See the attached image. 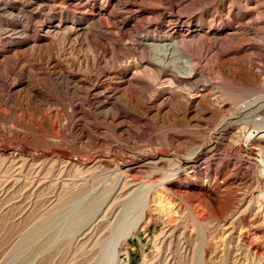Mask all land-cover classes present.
<instances>
[{"label": "bare ground", "instance_id": "1", "mask_svg": "<svg viewBox=\"0 0 264 264\" xmlns=\"http://www.w3.org/2000/svg\"><path fill=\"white\" fill-rule=\"evenodd\" d=\"M20 1L26 3L29 8L43 13V19H45L44 21L46 23H43L41 26L42 34L40 37L42 39H48L49 37H51V39L55 38L58 42L59 50L57 51L59 52L54 55L49 54L51 51L50 49H52L50 48V44H52L51 39L48 45L45 46V50H41V47L37 46V44L33 45L31 50L34 51H32L33 53L31 55L38 64H30L33 63L32 60L29 58H27L29 59L27 60L18 51L14 52V50L11 52L10 43L12 39L9 37L4 38V35L13 34V32H15L14 35L20 36L21 38L23 37L22 39L28 37L29 32L26 27L27 25H22L21 28H16L12 25L0 26V103L8 104L12 100L18 101L23 97V94H25L26 99L23 97V99L26 100L25 102H27L25 106L28 107L29 111H32L31 116L26 114L29 117H23V119H18V122H16L17 124L19 123V126L23 127L25 133L18 134L11 132L7 135H0V174L2 171L4 173L3 165H1L2 161L10 160L12 162L24 158L26 154H32V157H34L33 155L39 153L41 154L39 160L42 158L55 160L59 157L61 160V162H59L61 164L60 169L64 171L69 161L68 156L74 153L78 142H82L83 147L81 150L84 154H87L90 147L98 148L107 143V139H105L106 137L103 135L104 133L101 132L102 130H110V132L114 134L119 133V138L125 135L127 136L128 133H135L134 135H137L140 133L139 131H141L139 124H142L143 121L147 122L149 116L154 120L160 117H162V119L165 118L162 126L159 124V130L163 133L162 136H160V146H164V148L168 147L172 156H178L176 160L169 158L167 169L165 167V169L163 167L156 169L154 172L155 174H151V178L145 181H138L132 174L134 175L135 172L144 169L146 165H141L139 167H132L131 165L122 166L121 163L123 159L120 158L115 159L113 164H105L106 166H103L104 163L102 162V164L98 158L94 159L90 166L82 163L78 165L72 162L74 164L71 169L73 175L69 173L70 176H67L65 173H61V185L65 187L64 189L62 187L61 190H65V192L59 196L55 202L51 200L54 203L53 206L49 207L50 209L47 207L45 208V206L42 208L43 204L41 205V199L37 198L35 202L32 200V208L36 206L42 210L45 208L46 211H43L44 214L49 213V217L47 216V218H42L41 215V218H39V221L37 220L38 222L35 224L36 230L32 229L34 233L31 234V238L36 239L38 243L43 242L42 244L45 245L43 248L41 244L39 248H48L46 245L49 246L48 243L50 242L49 240L47 241L48 243L45 242L42 237V234H45V232L47 233V230L51 227L49 226V228H46L44 224H47L49 221L51 222L48 223L49 225L52 224V226H55L58 220V214L64 213L67 218L66 224L72 226L75 234L78 233L79 235H83L86 239L90 238V240L93 241L92 243H96L98 240L96 245L98 248L96 264H116L119 257L117 252L119 242L132 235L133 231H136L138 228H136V226L139 219L143 221V219L148 218L149 214H151V210H157L158 212L162 211L163 207L158 197L159 188L163 189L162 193L165 189L170 191L172 188L174 194L182 190H200L201 192L197 191V193L193 191L196 194L193 197L198 199L197 201L202 207L205 202H203L204 197H209V195L217 193L222 189L221 185L217 184L218 182L211 181V179L208 182L206 177L209 175H225L229 178L232 177L234 172V169H231L227 174H222V171H218L214 165H210L208 168L205 167L214 150L211 149L206 152L202 150V147L210 142L214 143V145H212L214 146L213 148L221 146L220 139L218 138L213 141L208 138L204 143H199V141L194 147L191 146L192 148L190 150L187 149L188 151L185 153L182 149L178 148V146H183L181 140L184 139H181L180 136L176 134L179 133V131L174 129L183 128L184 126L187 129L186 126L194 124L195 122H193V120L199 117L202 111L209 113V129H219L225 123L223 130H221L222 132H230L235 127L237 128L236 130H239V133L242 134L245 133L247 128L252 127V132H249V136L253 137L252 142L264 148V83L258 78L256 73L254 74L250 71V66L255 59L253 57H261L264 53V0H203V3L201 2L202 9L205 12H209L215 7V15H208L207 13L201 15H185L181 12L179 7L172 3V0H167V3H162L163 0H140L141 4L148 2L147 4L153 7V10L147 9L150 12H147L148 15L152 17L155 14L158 17V27L157 29L154 28L155 30L153 31H149L152 30L151 28H148V31H143L144 29L142 30V28L144 26L141 28V25L137 22L139 19L131 25V23H128V20L123 18V16H125L124 14L128 15L136 9H134L130 0ZM97 6L100 7L99 10H95ZM162 6L164 7L160 8ZM16 15L17 16L14 17H17L18 20L19 15ZM11 16L12 14L10 17ZM53 19H57L56 23H52ZM21 24H23V21ZM110 28L113 33L109 35L108 32ZM125 33L129 42L128 48H132L130 50L128 49V51L134 54V50H140L145 53L148 58L143 64H134L132 62L134 65L119 67L117 73L112 72V70H108L109 72L102 71V75L104 74V77H107L109 82L101 83L100 81H96L94 85L90 86V69H92L90 66V57H88L89 59L87 58V61L84 57V60L81 58L85 61V63L83 62L84 65L79 62L81 59L77 56L79 52L76 53L77 50L75 51L76 44L81 41L90 47V38L93 37L95 39L93 43L100 46L102 54L109 52L111 59L119 61L122 59L121 52L123 51L121 39ZM68 43H70L69 49ZM42 48L44 49V47ZM48 48H50V51ZM87 50H90V48H87ZM140 53L134 55L138 56L141 60ZM98 58L99 55L95 57L94 63L98 61ZM210 59H214V63L211 61L214 67L213 70H215L216 74H219V76L211 80L207 78L208 80L206 82L212 85H225L227 93L223 90L213 93L215 87L212 89L209 84L207 86L205 81H202V78H204L205 74L208 72L205 73L204 68L207 65L204 64L210 62L208 61ZM93 66L94 68L96 67L94 64ZM81 69L84 71L82 70L83 73L79 74ZM129 73L131 74L127 76ZM23 75H27L30 78L32 85L30 83H28L27 86L19 84V87L22 88L23 86V88L14 89L12 86L15 79ZM207 76H205V79ZM213 76L215 77V75ZM219 77H221V79ZM162 79L166 80L160 83L162 86L160 89H156V85H158V82ZM196 79H201V82ZM196 81H198V84H196ZM190 83H194L193 86H191ZM173 84H186L188 87L186 86L187 88H185L184 86L185 89L181 92L178 91ZM163 85L166 87H163ZM22 90L24 91L23 94ZM231 90L250 95V97L255 96L256 98L245 103L243 102V106L238 109L239 114L236 118L227 122L222 116L230 112L232 107H230L231 105L228 106L224 99L230 95L229 93L232 92ZM158 94H162L164 98L157 101V108H155L156 110L153 109L154 113H152L151 106L147 103V98L148 95H153L154 97ZM99 100H104L105 103L100 104ZM50 102H52L51 104L56 103L55 106L59 107V111L55 118H52L58 122V130L56 129L57 132L56 130L53 132L49 130L53 137L58 139V141L54 140L55 142H53L51 135L48 136L51 139L48 137V139L44 138L46 131L40 129L42 125H46L49 129L51 128L48 125H50L49 123H51L52 120L42 114L43 110L48 108ZM82 102L87 104L82 106ZM154 107L152 106V108ZM90 108L97 113L96 120L94 121L97 122V124L94 123V125H98L99 127L91 128L93 129V133L92 131L90 133ZM206 112L203 113L205 114ZM200 117L198 119H201ZM32 119L37 120L38 125H41V127L38 128L37 124L35 127L34 123L36 122L33 120V125ZM194 125L197 126L199 124ZM222 132L218 131V133ZM191 133L192 131H190V134ZM60 134L63 136L62 139H59ZM9 147H12V149ZM260 147H258V149ZM237 148L239 149V147ZM142 149L141 151H143ZM181 154H185L184 159H182L184 157L183 155V157L180 156ZM197 157L198 159H196ZM160 162H167V157L160 159ZM77 165L78 167H76ZM101 165L103 168L100 167ZM100 169H102L104 173L96 175V171H101ZM7 170L6 168V171ZM188 170H193L196 173L191 183H188L185 178V173H187ZM155 175H160V177L156 178ZM262 175H264V173ZM17 182L19 183L18 180ZM229 183L231 184V182ZM93 186L95 187L93 188ZM90 187L93 188V190L91 189L92 192L89 190L88 193L87 190L90 189ZM86 192L88 194H86ZM206 192L209 194L205 196ZM48 203L51 202L49 201ZM256 203H258V201ZM193 205L192 203V206ZM210 206L212 207V205ZM241 206H237L236 209L239 207L241 208ZM201 207L199 208L201 209ZM194 208H190L191 214L195 213L193 212L195 210ZM197 208L198 207H196V209ZM47 209L49 212H47ZM138 210L141 211L139 219L136 217L134 220V214H136ZM248 210L247 208V211ZM226 212L224 214L225 216ZM230 215L227 217H230ZM239 216L240 215H238V217ZM165 217L166 214L158 218V220L170 221L172 219L169 215L167 218ZM149 219L150 218H148V220ZM193 220L195 221L196 219L194 218ZM208 221L210 222V220ZM231 222L232 220H230V224ZM198 223H200V221L197 222V224ZM217 225L219 226V224ZM43 227L46 228V231L41 233L43 229H45ZM261 228L259 227V229ZM54 229L55 228H53V230ZM51 232L52 235L49 234L51 236H49V238L44 235L46 239H55L57 236L60 238L58 234H53L52 228ZM64 235L63 233V236ZM29 236L30 233L27 239ZM86 242H89V239ZM49 247L52 248V246ZM92 248L94 247L92 246ZM48 249L49 251L51 250L50 248ZM52 249H54V247ZM207 249H200L202 251L199 252L202 253L199 254V256L205 262L211 259V257H209L210 259L206 258L208 254L215 257L212 253H208ZM40 250L41 249H38L35 255L33 254L34 256L32 259H26L28 261H26V263H40L44 254L48 252L47 249V252H42V250ZM249 253L250 252L247 254ZM233 259L229 264L236 263ZM256 259L259 264H264L263 258L256 257ZM122 262L123 261H121V263ZM244 262L242 261L243 264H246V261Z\"/></svg>", "mask_w": 264, "mask_h": 264}, {"label": "rangeland", "instance_id": "2", "mask_svg": "<svg viewBox=\"0 0 264 264\" xmlns=\"http://www.w3.org/2000/svg\"><path fill=\"white\" fill-rule=\"evenodd\" d=\"M168 1H171V0H168ZM168 1L163 0L162 3H167ZM201 2L203 3V0H199V1L198 0H172V3L175 6L179 7L181 12L185 15H198V14L201 15V14H206V13L208 15L209 14L215 15L214 14L215 7L209 11L210 13L205 12L202 9ZM130 3L134 6V9L135 8L136 9L132 11L131 13H129L128 15L124 14L125 16H123V18L128 20V23H131V25H133L134 22H136L137 19H139L137 22H139V24L141 25V28L144 26L142 28V30L144 29L143 31L145 30L148 31L147 30L148 28L152 29L149 31H153L157 29L158 24H159L158 17L154 14V16H152L153 17L152 19V17L147 14V12H149L147 9L153 10V7L147 4L148 2L141 4L140 0H130ZM150 4H154V3H150ZM163 7L164 6L160 8H163ZM99 8L100 7L97 6L95 7V10L97 9L99 10ZM39 12L36 10H33V8H29L26 3H23L20 0H0V18H1L0 26L1 25H4V26L12 25L16 28H21L22 25L24 26L27 25L26 27L28 28V32H29V36L24 39H22L23 37L21 38L20 36L14 35L15 32H13V34L10 33L9 35H4V38L9 37L12 39V42L10 43V51L11 52L14 50H15L14 52L18 51L21 55L24 56V58L26 59L29 58L30 60H32L33 63H30V64H35V65H37L38 63L35 61V58H33V56L31 55L33 53L32 51H34V50H31V47L37 44V46L41 47V50H45L46 49L45 46L48 45L51 39V37H49L48 39H42L40 37L42 34L41 26L43 23H46V22L44 21L45 19H43V13H39ZM9 14L10 15L12 14L13 16V17L11 16L12 19ZM16 14L19 15L18 16L19 21L17 20V17H14V16H17ZM67 17H70V16H67ZM22 21H23V24H21ZM56 21L57 19H53L52 23H56ZM110 30L108 32L109 35L113 33L112 30L111 31ZM125 35L126 33L121 39L122 40L121 45H123L122 46L123 51L121 52L122 59L119 61L118 60L114 61L113 59H111L109 52L102 54V50L100 49V46L95 45L93 43V41L95 40L93 37L90 38V47L87 46L86 43L81 42V41L76 44L75 51L77 50L76 53L79 52L77 54L79 59L84 57L85 60L87 61L89 59L88 57H90V66L92 68L90 69V78H91L90 86L94 85L95 84L94 82L96 81H100L101 83L107 82V81L109 82L108 78L104 77V74L102 75V71L109 72L108 70H112V72L117 73L119 67L129 66V65L131 66L134 64H141V63L143 64L145 60L148 58V56L145 53L141 52L140 50H134L135 52L134 54H138L141 52L140 53L141 60L138 58V56H135L134 54L129 52L128 51L129 42H128L127 36ZM55 40H56L55 38L51 39L52 44H50L51 45L50 48L52 49L48 48V50L49 49L51 50V51L49 50L50 51L49 54L54 55L55 53L58 54L59 52L57 51L59 50L58 42L57 40L56 41ZM69 44L70 43H68V49H69ZM42 47H44V49ZM87 48L88 49L90 48V50H87ZM97 54L99 55V58L97 59L98 61L94 63L95 57L98 56ZM253 58L255 59H254V62L250 66V71L254 74L256 73L258 78L264 83V53L261 55V57H253ZM83 60L81 59L79 62L85 63V61ZM208 61L210 62H207L206 64H204L203 62L204 65H207L205 66V68L203 65V68L205 69V73L208 71L207 72L208 74L206 73L205 76L207 75L209 76H207L206 79H205V76L204 78H202V81H205L207 86L209 84L208 82H206L208 80L207 78L211 80L213 78H218L219 76V74L217 75L216 71L213 70L214 67L212 65L214 63L213 62L214 59L212 60L210 59ZM93 64L96 66L95 68ZM82 70L83 69L79 71V74L83 73ZM130 74L131 73H129L127 76H129ZM213 75H215V77ZM219 78L221 79V77ZM17 79H15L14 84L12 86L16 90L20 88L19 84H23L27 86L28 83H30L32 85V82L30 81V78L27 75H23ZM165 80L166 79L164 80L162 79L160 82H158L159 84L157 83L158 85H156L157 87L156 89H160L162 87L160 83H162ZM198 81L201 82V79ZM198 81H196L197 83L196 82L195 83L198 84ZM193 84L194 83H190L191 86H193ZM173 86L178 91H181V92L183 91V89L188 87V85L186 84L184 85L183 84L182 85L173 84ZM209 86L212 87V89L215 87L213 89L214 90L213 93L218 92L219 90H223L227 93L226 87L223 84H215V85L209 84ZM163 87H166V86L163 85ZM231 91L232 92L229 93L230 95L224 99L228 106L231 105L230 106L232 107L231 111L234 112L232 113L230 111L228 113H225L224 116H222L225 118L227 122L236 118V116L239 114L238 109L239 107L243 106L242 105L243 102L245 103L249 100H253L254 98H256L255 96L250 97V95H245L244 93H240V92L233 91V90ZM23 92L24 91L22 90V94ZM23 97L26 99L25 94H23ZM23 97L18 101L12 100L8 104L0 103V118H1L0 119V135H7L8 133L10 134L11 132L18 133V134L25 133V130L23 129V127L19 126V123L18 124L16 123L18 122L17 121L18 119H21V118L23 119V117H26L27 115L31 116V113H32V111H29L28 107L25 106L27 102H25L26 100L23 99ZM154 97L153 95H148V98H147V103L150 104L152 113H154L153 109L157 108L156 106L157 101L164 98L162 94H158ZM99 101L98 102L100 104L105 103L104 100H99ZM51 103L52 102H50L48 105V108H45L42 112L44 116H47V118H50L52 120V122L50 121L51 123H49L50 125H48L51 128L49 129L46 125H42L43 127L42 128L41 125L40 126L38 125L37 120H34V119H32V124L35 121L36 122L34 123L35 125L33 124L35 127L37 124L38 128L41 127L40 129H43L46 131V132L44 131L45 135L43 134L44 138H47L48 136L51 135L53 142H55V141H58V139L56 137L54 138L50 131L52 132L55 131L57 127L59 126L58 122L55 119H52V118H55L57 112L59 111L58 109L59 107L55 106L56 103H53V104ZM85 104L87 103L82 102L81 105L84 106ZM152 106L153 107L155 106V107L152 108ZM203 112H206V111L201 112L200 114L201 117L199 116L201 119H198L199 117H197L195 118V120H193V122H195L194 124H199V125L196 126L192 124L190 126H186L187 129L185 128V126L183 128L174 129V130L179 131L180 134L179 133H176V134L180 136L181 139L182 138L184 139V140H181L183 146H178V148L182 149V151L185 153L188 150H190L192 147H194L199 141H200L199 143H202V142L204 143L205 141H207L208 138H210V140L212 141L217 138L220 139L219 141H220L221 146L217 148H213L214 147L212 146L214 145L213 142L205 144L202 147V150L206 152L208 150L210 151L211 149L214 150L210 160L207 161L206 163L207 165L205 167L208 168L210 165H214L218 171H222V174H227L229 171H231V169L232 170L234 169L232 177L227 178V176L225 175L207 176L206 180L208 182L210 181V179L211 181L218 182L217 184L221 185L222 189L219 190V192L217 193L209 195V197L206 196L207 194H209L206 192L205 193L206 197H204L205 200L203 198V202L204 201L205 202L203 203L202 207L200 203L197 201L198 199L196 197L195 198L193 197L196 195L195 193H197V191L201 192L200 190H197V189H191L190 191L182 190L181 192H179L180 194L179 193L174 194L173 193L174 190L172 188L170 189V191L165 189L166 192L164 190L163 193H162L163 189L159 188L158 197L160 200V204L163 207L161 211L162 213L158 212L157 210L156 211L151 210V214H149V217L147 216L150 219L148 220V218H145L143 219V221L139 219L141 211L138 210L137 213L134 214L135 215L134 220L136 219V217L139 219V221L137 222V226H136V228L137 227L138 228L136 231H133L132 235H130L128 238L123 239L119 242L117 246V252H118L119 257H118V261L116 262V264H163V263L164 264H187V263L188 264H212V263L213 264H229L233 258L235 259V260L233 259V261L236 262L235 264L237 263L243 264L242 261L243 262L246 261V264L247 263L248 264H253V263L259 264L257 262L256 257L264 259V253H263L264 252V223H263L264 221V216H263L264 178H262L264 177V175H262L264 173L263 171L264 170V167H263L264 166V148L252 142L253 137L249 136L253 130L252 127L251 128L249 127L250 129L247 128L245 133H242V134H240L239 130H236L237 128L234 127L232 131L225 132L226 133L225 134L224 132L221 131L223 130L225 123L219 129H216V128L209 129L208 127L210 125L208 123L209 113L206 112L204 114ZM96 117H97V113H95V111H93L92 108H90V120H89L90 133L91 131L93 133V129L91 128H99L98 125H94V123L97 124V122H94L96 120ZM148 118H147L148 119L147 122L143 121L142 124H139V127H141L140 128L141 131H139L140 133L137 135H134L135 133L133 134L128 133L127 136L125 135L126 137L122 136V138H119L118 137L119 133L114 134L113 132H110V130L109 131L102 130L101 132L104 133L103 135L106 137L104 138L107 139V143L98 148L90 147L87 154H84V152L81 150L83 147L82 142H78L76 145L77 148L75 149L74 153L68 156L69 161L66 164V168L64 171L60 169L61 164L59 162H61V160L59 159V157L56 158L55 160H51L50 158L48 159L42 158L43 160L42 159L39 160V157L41 156L40 153L37 155H33L34 157H32V154H26L24 155V158L20 160L12 161L13 163L10 160L2 161L1 165H3L4 173L2 171L1 174L3 173L4 175L2 174V178H1V174H0V180H1L0 181V264H25L28 258L32 259V257L38 251V249L42 250L45 247V245L42 244L43 242L38 243L36 242V239L31 238L32 236L31 234L34 233L32 232L34 231L32 229L36 230L35 224L39 221V218H41V215H42V218H47V216L49 217L48 215L49 213H45L46 215L44 214V212L46 211L45 208L47 207L48 209H50L49 207L53 206V203L55 202V200H57L59 196H61L65 192V190L64 191L61 190V188L63 187L61 185L62 181L60 180L61 173H65V175L70 176L69 173H71V169L74 165L73 163L78 164V165L82 163V164H87L90 166L92 165V162L94 161V159L98 158L101 161V163L102 162L104 163V164L102 163L104 166L105 164L106 165L113 164L115 159L120 158V159H123L121 163L122 166L131 165L132 167H135V166L139 167L141 165H146L144 169H141L139 172H135L134 175L132 174V176L136 178L138 181L139 180L145 181L146 179L151 178V174H155L154 172L156 171V169L162 168V167L163 168L165 167L167 169L168 164H169L168 160L178 159V156H172V153L171 151H169L170 149L168 147L164 148V146H160L161 144L160 136H162L163 133L160 132L159 128L160 126H162V123L164 122L165 118L162 119V117H160L157 120L152 119L150 116ZM200 124H202L203 126L205 125V126L203 127ZM190 131H192L191 134H190ZM218 131L222 133H218ZM231 132H232L233 138L231 137ZM59 136H60L59 139H62L63 136L61 134ZM236 140L239 141L240 143L237 142ZM237 147H239V149ZM258 147H260L263 152L261 151L260 148L258 149ZM9 148L12 149V147H9ZM141 149L143 151H141ZM180 156L183 157L182 159L185 158V154H181ZM166 157H167V162H160V159L166 158ZM235 158H238V159H235ZM196 159H198V157ZM78 165L76 167H78ZM103 166L101 165L100 167L103 168ZM224 167L225 168L227 167V168L225 169ZM6 168L9 171L8 170L6 171ZM98 170L96 171L97 173H95L96 175L104 173L102 169H100L102 172ZM71 175H73V173H71ZM195 175L196 173L193 170H188L187 173H185V178L187 182L191 183ZM155 177L158 178L160 177V175H155ZM17 180L19 181V183L17 182ZM229 182H231V184ZM94 187L95 186H93V188ZM64 188L65 187H63V189ZM93 188L90 187V189H88L87 192L91 189L93 190ZM92 190L90 192H92ZM87 192L86 194L89 193ZM37 198L42 200V201L40 200L41 205L43 204L42 208L45 206L43 210L39 208L38 206H36L37 208L36 207L32 208L31 205L33 201L34 202L37 201ZM51 200L54 202H52ZM49 201L51 203H48ZM257 201L258 203H256ZM43 202H47L49 206L47 205V203H43ZM192 203L194 204L193 206H192ZM214 204L216 207L214 206ZM210 205H212V207ZM172 206H173V209H172ZM237 206H241V208L239 207L238 209H236ZM192 207L193 208L195 207L194 208L195 210L193 212H195L196 214L195 213L191 214L190 208ZM196 207L198 208L196 209ZM199 207H201V209ZM247 208L249 209L248 211H247ZM47 212H49V210ZM225 212H226V216L224 215ZM230 212L232 216L230 215ZM240 213H243V214H240ZM165 214H166L165 218H167L168 215L172 218V219L169 218L171 219L170 220L171 223L169 220H166V221L158 220V218H160L161 216L163 217ZM65 215L66 214L64 213L58 214L57 216L58 220L55 226H52V224L49 225L48 223H51L49 221L47 224L46 223L44 224L46 225V228H49V226L51 227L50 229L47 230L50 233L45 232V234H42L43 235L42 237L44 238L45 242L49 240L51 244L50 242L49 243L47 242L48 245L52 246V248L54 247V249L46 245V247L50 248L52 251L51 250L49 251L48 248H46L48 252L46 251V249H43L42 252L45 251L47 252V254H44V257H42L43 259L39 258L42 260L41 261L38 260L40 261V263L38 262V264H96L97 263L96 260L98 257L97 255L98 248L96 247V245H97L98 240L96 243H92L93 241L90 240V238H88L89 242H86L88 239L84 238L83 235H79L78 233L75 234L72 226L71 225L69 226L66 224L67 218ZM229 215L230 217H227ZM238 215L240 216L238 217ZM235 217H238V218H235ZM194 218L196 219L195 221L197 222L200 221V223L197 224V222L193 220ZM146 219H147V222H146ZM203 219H206V220H203ZM208 220H210V222ZM212 220H215V221H212ZM230 220H232L231 224H230ZM252 220L255 222H253ZM201 221L202 222L205 221V222L202 223ZM217 224H219V226ZM33 225L35 228L33 227ZM259 227L260 228L262 227V228L259 229ZM46 228L43 229V232L41 233H44V231H46ZM51 228H52L53 234H58L60 238L57 236L55 239L53 238L46 239L47 236H48L47 238H49V236L52 235ZM53 228L55 229L53 230ZM29 233H30V236L27 239V236ZM63 233L65 234L64 236H63ZM47 243H44V244H47ZM41 244L43 248L42 247L39 248ZM92 246L94 248H92ZM200 249L202 250L207 249V252L212 253V255H215L216 258L208 254L209 256L207 255L206 258L210 259L209 257H211V259L206 262L203 261L202 258L199 256V254H202V253H199L202 251ZM248 252L250 253L247 254ZM93 256L95 259L93 258ZM121 261L123 262L121 263Z\"/></svg>", "mask_w": 264, "mask_h": 264}]
</instances>
